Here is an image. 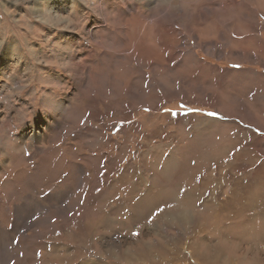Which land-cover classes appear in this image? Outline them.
Here are the masks:
<instances>
[{
  "label": "rangeland",
  "instance_id": "374dc122",
  "mask_svg": "<svg viewBox=\"0 0 264 264\" xmlns=\"http://www.w3.org/2000/svg\"><path fill=\"white\" fill-rule=\"evenodd\" d=\"M263 193L264 0H0V264H264Z\"/></svg>",
  "mask_w": 264,
  "mask_h": 264
},
{
  "label": "bare ground",
  "instance_id": "6f19581e",
  "mask_svg": "<svg viewBox=\"0 0 264 264\" xmlns=\"http://www.w3.org/2000/svg\"><path fill=\"white\" fill-rule=\"evenodd\" d=\"M154 2V1H153ZM11 47L9 46V49H10ZM39 136V135H38ZM11 167V166H10ZM13 168V167H12ZM168 173V172H167ZM262 174V173H261ZM214 178V177H213ZM257 183V182H256ZM209 184H211V183H209ZM209 184H208V186H209ZM205 190V189H204ZM202 192V191H201ZM256 193V192H255ZM192 195L193 194H191V197H192ZM259 195V194H258ZM262 195H264V193L262 194ZM63 194H60L59 193V195H56V196H51L50 198H49V202H50V204L51 203H53V201L55 200V203L54 204H56V202H60V200L61 199H63ZM197 198V197H196ZM195 198V199H196ZM260 197H258L257 199H256V203H258V199H259ZM203 199H204V197H203ZM32 199H31V197L30 196H27V197H25L24 198V200H23V202H22V204L21 205H17L16 206V215H17V220H18V222L20 223V222H22L24 219H25V217H26V214H31V212H33V204H32ZM48 202V203H49ZM213 203V202H212ZM209 204V203H208ZM236 204V203H235ZM262 204V203H261ZM213 205V204H212ZM55 206V205H54ZM256 206L258 207V204H256ZM39 207V206H38ZM234 208V207H233ZM232 207H228L227 208V210H228V213H230L229 215H224L225 217H230L232 220H234V221H236L237 222V220H239V218H240V216L242 215V214H244L242 211H243V208L242 209H237V210H233L234 212H232L231 213V209H233ZM237 208H239V207H237ZM195 209V208H194ZM216 210V209H215ZM225 213V212H224ZM246 213V212H245ZM247 213L249 214H251V212H248L247 211ZM263 213H264V211H263ZM226 214V213H225ZM184 216V215H183ZM182 216V217H183ZM109 217V216H108ZM181 217V218H182ZM185 217V216H184ZM224 217V218H225ZM175 218V217H174ZM253 218H256V213L254 212V213H252V215L249 217V219H253ZM171 219V218H170ZM177 219V218H176ZM176 219H174V220H176ZM17 220H16V222H17ZM182 220H183V218H182ZM256 220H260L259 222H257L256 221V230H257V238L259 237L260 239H257V241H259V242H261V241H263L262 243H264V216L263 217H259V216H257V218H256ZM99 221V220H98ZM191 220H189V221H187V222H190ZM97 222V221H96ZM181 222V221H180ZM200 222V221H199ZM19 223H18V225H19ZM183 223H185V222H183ZM183 223H181V224H183ZM177 224V223H176ZM176 228V227H175ZM92 229V228H91ZM229 228H226V229H224L222 232H220V237H221V239H219L218 240V238H217V241L215 240V237L216 236H214L213 237V240L215 241V242H222L221 244H224V246L226 247V243H227V241H233V242H236V240L237 239H239V237H237V238H233V237H224V236H222V234H226V236H228V233H227V230H228ZM97 230V229H96ZM95 230V231H96ZM80 231V230H79ZM90 231V230H89ZM94 231V232H95ZM233 231V230H232ZM3 233H6L5 231H3L2 230V228L0 227V234H3ZM11 233V232H10ZM6 234H9V233H6ZM16 234V233H15ZM68 234V233H67ZM95 234V233H94ZM208 234V233H207ZM210 234V233H209ZM11 235V234H10ZM91 235H92V233H90L89 232V234H88V237H87V239L88 238H90L91 237ZM98 235V234H97ZM1 236H3V235H1ZM211 236V235H210ZM5 238H6V236H4ZM10 237V236H9ZM207 237V236H206ZM209 237V236H208ZM11 239H10V244H13V246H14V243L12 242L13 240H12V236L10 237ZM2 239V238H1ZM9 239V238H8ZM7 239V240H8ZM80 239V238H79ZM228 239H230V240H228ZM236 239V240H235ZM6 240V239H5ZM75 240V239H74ZM81 240V239H80ZM92 240V239H91ZM1 241V240H0ZM9 241V240H8ZM72 241V240H71ZM79 242V241H78ZM82 242V241H81ZM80 243V242H79ZM8 244V243H7ZM6 244V245H7ZM83 244V243H82ZM199 245H198V247H202V251H198V250H200V249H198V247H197V254H200V255H197V258L199 259V261L201 262V263H203V264H220L222 261H223V255H224V253L225 252H228L227 250L228 249H226L225 247L223 248V247H221V246H218V245H216L217 246V248L215 247V245H211L210 244V241H209V238H207V239H204L203 238V240L201 239L200 240V242L198 243ZM235 244V246H236V248L238 249V250H241V248H244L243 246L244 245H242V244H240V243H234ZM256 244V243H255ZM185 245V244H184ZM10 246V245H9ZM3 247V246H2ZM1 248V247H0ZM64 248H66V247H64V245L62 246V247H59V246H56L55 248H53V251L52 252H50V254L48 253L47 254V257L49 258V259H47V261H49V264H71V262H72V264H74L75 262H77L78 261V259H80L79 258V256L78 255H74V254H72V255H74V258L72 259V257H71V255H68V254H65L66 252H64ZM80 248V247H79ZM158 248H161V246H156L155 248H153L155 251L154 252H150L151 254L153 253V255L151 256V257H153L152 259L154 260V261H157L158 260V254H161V251H160V249H158ZM149 249H151V248H149ZM54 251H56L55 253H54ZM243 251V250H242ZM250 251V250H249ZM68 252V251H67ZM238 252V251H237ZM246 252H248V251H246ZM150 253H148V254H150ZM168 253V252H167ZM71 254V253H70ZM127 254H129L130 256H128V258H127V260L128 261H132V260H135V259H133V255H131V253H127ZM245 254V253H244ZM169 255V254H168ZM145 256H147V255H145ZM104 257V256H103ZM142 257V256H141ZM228 257H229V255H228ZM234 257V254H233V256H232V258ZM161 259V258H160ZM163 259V258H162ZM196 259V258H195ZM189 260V259H188ZM234 261L235 260H232V261H230V262H228L227 260H226V264H235L234 263ZM237 261V260H236ZM104 261H100L99 263H95V264H109V263H103ZM251 262V261H250ZM253 262V261H252ZM255 263V262H254ZM84 264H87V263H85L84 262ZM91 264V263H90ZM246 264V263H245Z\"/></svg>",
  "mask_w": 264,
  "mask_h": 264
},
{
  "label": "crops",
  "instance_id": "0c3cea01",
  "mask_svg": "<svg viewBox=\"0 0 264 264\" xmlns=\"http://www.w3.org/2000/svg\"><path fill=\"white\" fill-rule=\"evenodd\" d=\"M257 71V70H256ZM258 72V71H257ZM257 72H256V74H257ZM259 73V72H258Z\"/></svg>",
  "mask_w": 264,
  "mask_h": 264
},
{
  "label": "snow or ice",
  "instance_id": "6c2138e0",
  "mask_svg": "<svg viewBox=\"0 0 264 264\" xmlns=\"http://www.w3.org/2000/svg\"><path fill=\"white\" fill-rule=\"evenodd\" d=\"M212 115H215L214 113Z\"/></svg>",
  "mask_w": 264,
  "mask_h": 264
}]
</instances>
